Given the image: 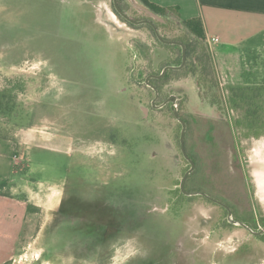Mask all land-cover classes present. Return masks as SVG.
Wrapping results in <instances>:
<instances>
[{
	"label": "rangeland",
	"instance_id": "obj_1",
	"mask_svg": "<svg viewBox=\"0 0 264 264\" xmlns=\"http://www.w3.org/2000/svg\"><path fill=\"white\" fill-rule=\"evenodd\" d=\"M118 6L146 19L131 0ZM178 13L152 23L163 40L188 46L185 65L149 83L154 105L175 96L186 123L194 170L185 190L222 201L258 231L264 36L222 52L193 37ZM181 59L179 46L124 21L112 0H0V94L15 106L13 117L0 115V136L21 147L15 171L42 226L38 243L9 264H264V242L230 225L218 205L180 192L189 169L181 125L171 105L151 106L145 80ZM91 219L105 231L93 247Z\"/></svg>",
	"mask_w": 264,
	"mask_h": 264
},
{
	"label": "crops",
	"instance_id": "obj_2",
	"mask_svg": "<svg viewBox=\"0 0 264 264\" xmlns=\"http://www.w3.org/2000/svg\"><path fill=\"white\" fill-rule=\"evenodd\" d=\"M148 1L163 8H177L181 21L200 18L206 37H217L215 48L222 52L235 50L239 45L264 36V0ZM221 55L223 64L219 69L223 78L220 77L228 79L229 56ZM236 58L238 55H233V59ZM15 154L17 159H14ZM21 155V147L15 139L0 136V264L21 258L30 243L36 244L41 238L42 226L33 209L37 205L32 203L35 199H28L27 187L15 171L20 166ZM58 210L57 205L55 211Z\"/></svg>",
	"mask_w": 264,
	"mask_h": 264
},
{
	"label": "water",
	"instance_id": "obj_3",
	"mask_svg": "<svg viewBox=\"0 0 264 264\" xmlns=\"http://www.w3.org/2000/svg\"><path fill=\"white\" fill-rule=\"evenodd\" d=\"M113 2V8L115 10V12L124 20L126 21L127 23L133 25V26H139V25H144V24H148V25H151L154 29V33L158 39V41L162 44H165V45H176V46H179L181 48V56H182V59H181V64L179 66H167L165 68L162 69L161 73L159 75H156V76H148L145 80V84L150 87L154 93H155V97L154 99L152 100L151 102V106L154 107V108H162L164 105H166L167 103H171L172 104V108H173V115L175 117V119L180 123L181 125V132H180V138H179V143H180V151L184 157V159H186L190 165V168L188 171L185 172V174L183 175L181 181H180V184H179V189H180V192L186 196H197V195H201V196H204L205 198H208V199H211L210 197H208L207 195H205L204 193L202 192H187L185 190V182L188 178V176L192 173V171L194 170V163L190 160V158L187 156L186 152H185V147H184V137H185V131H186V123L179 117L178 113H177V110H176V107H174V104H176L178 102L177 98L175 96H170L164 103H162L160 106H155V101L157 100L158 98V94H157V91L155 89V87L149 83V79L151 78H154V79H157V80H160L168 71H172V70H181L184 65H185V61H186V53H185V46L180 43V42H177V41H165L163 40L160 35L158 34L154 24L151 22V21H146V20H142V21H134L132 20L128 15H126L118 6L117 4V0H112ZM131 2L133 3V6L136 7L138 10H141L143 12H146L147 14H149L153 19L157 20V21H160L159 17L153 13H151L149 10L145 9L144 7H142L141 5L138 4L137 1L135 0H131ZM215 201V200H214ZM217 202V201H215ZM219 203V202H217ZM220 205L224 206L226 208V210L228 211V215H227V219H228V222L229 223H232V224H237V225H240L242 227H244L249 233H251V235L253 236H259L261 234L264 233V228L259 231V232H254L252 230H250L249 228H247L246 226H244L242 223L240 222H235L232 220V216H231V211L229 210V208L221 203H219Z\"/></svg>",
	"mask_w": 264,
	"mask_h": 264
},
{
	"label": "trees",
	"instance_id": "obj_4",
	"mask_svg": "<svg viewBox=\"0 0 264 264\" xmlns=\"http://www.w3.org/2000/svg\"><path fill=\"white\" fill-rule=\"evenodd\" d=\"M143 7L146 9L150 10L152 13H154L157 16L163 17L168 13H174L177 15V8H163L159 7L157 5H154L150 3L148 0H137ZM182 25L184 28L197 40L204 41L205 44L206 42V34L204 31V26L202 23V20L200 18H192L189 20H183L181 21ZM185 49H186V56H188L189 49L188 46L185 44ZM171 72V71H169ZM168 73V72H167ZM166 73V75H167ZM166 75L164 77H166ZM15 106L7 100L6 96L4 94H0V115L2 117H13L14 112H15Z\"/></svg>",
	"mask_w": 264,
	"mask_h": 264
},
{
	"label": "flooded vegetation",
	"instance_id": "obj_5",
	"mask_svg": "<svg viewBox=\"0 0 264 264\" xmlns=\"http://www.w3.org/2000/svg\"><path fill=\"white\" fill-rule=\"evenodd\" d=\"M117 4H118V0H117ZM112 5H113V2H112ZM143 7V6H142ZM145 8V7H144ZM146 9V8H145ZM148 10V9H147ZM139 12H141V13H143L145 16H146V19H141V20H137V21H142V20H146V21H151V22H153V18L149 15V14H147L146 12H143V11H141V10H138ZM150 11V10H149ZM151 12V11H150ZM152 13V12H151ZM154 14V13H153ZM135 21V20H134ZM154 24V23H153ZM144 25H147V26H149L152 30H153V32H154V29H153V27L151 26V25H148V24H144ZM155 26V25H154ZM151 80H157V79H154V78H151ZM167 100V99H166ZM165 100V101H166ZM164 101V102H165ZM163 102V103H164ZM167 105H171L172 106V104L169 102V103H167ZM165 106V105H164ZM186 160V159H185ZM191 160V159H190ZM187 161V160H186ZM192 161V160H191ZM188 162V161H187ZM189 168H190V165H189ZM189 170V169H188ZM187 170V171H188ZM193 172V171H192ZM189 177V176H188ZM186 183V182H185ZM197 196H200V197H203L204 199H206V200H208L209 202H212V203H214V204H216V205H218L219 207H221L223 210H225L226 211V214L228 215V211L226 210V208L224 207V206H222V205H220L219 203H221V204H223V205H225V206H227L228 208H229V210L231 211V216H232V220L233 221H235V222H240V223H242L244 226H246L247 228H249L250 230H252L251 229V221H249L248 219H244V220H240V219H237V218H234V213H233V209L230 207V206H228V205H226L225 203H223L222 201H220V200H218V199H215V198H212V197H210V196H208V197H210L211 199H208V198H205L204 196H201V195H197ZM217 201V202H219V203H217V202H215V201ZM62 210H64L63 209V207H62V203H61V205L59 206V210L58 211H62ZM78 211H77V214L79 215L80 214V209H77ZM95 210H97V211H94L93 212V216H98L99 214H100V212H101V207H98V209H95ZM83 218H85L84 216H83ZM95 218V217H94ZM81 221H83L82 223H86V220H84V219H81ZM227 221H228V219H227ZM91 223H92V225L94 226V230L96 231V234L98 235V237H94V240H93V243L91 244L92 245V247L95 245V244H100V242L103 240V235L105 234V231L102 233L101 232V227L99 226V225H101V223H100V221L99 220H97V219H91ZM230 225H233V226H237V227H240L241 229H243V230H245V231H247L244 227H242V226H240V225H237V224H232V223H229ZM264 228V221H262V225L260 226V229L258 230V231H254V232H259V231H261L262 229ZM104 229V228H103ZM251 234V233H250ZM253 236V235H252ZM254 238H257L259 241H261V242H264V233L263 234H261V235H259V236H254ZM89 253V252H88ZM90 253H93L92 251H90Z\"/></svg>",
	"mask_w": 264,
	"mask_h": 264
},
{
	"label": "built area",
	"instance_id": "obj_6",
	"mask_svg": "<svg viewBox=\"0 0 264 264\" xmlns=\"http://www.w3.org/2000/svg\"><path fill=\"white\" fill-rule=\"evenodd\" d=\"M219 39L217 37H206V42L208 46H213L214 44H217Z\"/></svg>",
	"mask_w": 264,
	"mask_h": 264
},
{
	"label": "bare ground",
	"instance_id": "obj_7",
	"mask_svg": "<svg viewBox=\"0 0 264 264\" xmlns=\"http://www.w3.org/2000/svg\"><path fill=\"white\" fill-rule=\"evenodd\" d=\"M261 166L264 168V161H262V164H261Z\"/></svg>",
	"mask_w": 264,
	"mask_h": 264
}]
</instances>
